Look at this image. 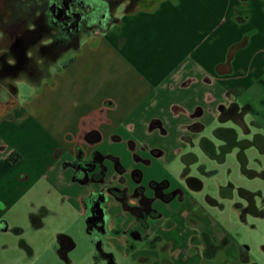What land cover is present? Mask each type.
I'll list each match as a JSON object with an SVG mask.
<instances>
[{
  "label": "crops",
  "instance_id": "1",
  "mask_svg": "<svg viewBox=\"0 0 264 264\" xmlns=\"http://www.w3.org/2000/svg\"><path fill=\"white\" fill-rule=\"evenodd\" d=\"M114 17L106 29L80 38L64 67L51 69L33 84L31 96L21 104L17 97L0 116V159L13 151L21 155L0 178V234L13 236L14 243L3 242L2 247L15 249L21 260L33 254V249L29 252L20 244L25 229L33 225L27 211L32 203L42 204L34 200L32 189L41 183L59 196L66 190L60 188L56 170L64 156L60 148L84 145L92 130L102 134L104 143L111 132L131 134L163 149V159L171 161L177 157L174 148L183 144L180 124L196 107L201 108L197 119L205 129L214 125L204 107L209 93L203 92V85L232 78L239 37H246L242 48L254 44L264 49V0H164L149 10H127L124 2L117 6ZM233 47L236 49L227 61ZM262 60L254 71L253 82L258 84L263 80ZM116 71L122 74L114 75ZM195 78H200V100L199 92L192 95L187 89ZM247 82L239 85L251 84ZM233 84L225 85L232 88ZM224 91V87L214 90L212 113L225 101ZM151 118L162 122L165 134L144 136ZM111 145L117 148L121 144L113 140ZM157 175H162L161 170ZM15 208L20 213L17 218L11 216ZM191 210L193 217L202 219L196 207ZM174 218L177 226L166 236L181 252L170 256L173 264H248L241 263L232 241L223 253L203 260L199 248L184 240L187 231L182 216L175 214ZM41 226L37 222L35 228ZM136 264L147 263L136 260Z\"/></svg>",
  "mask_w": 264,
  "mask_h": 264
},
{
  "label": "flooded vegetation",
  "instance_id": "2",
  "mask_svg": "<svg viewBox=\"0 0 264 264\" xmlns=\"http://www.w3.org/2000/svg\"><path fill=\"white\" fill-rule=\"evenodd\" d=\"M118 5H107L98 15L99 7L87 0H0V98L3 90L7 98L16 100L17 81L34 87L63 52L77 48L83 34L106 29L115 20ZM238 88H225V101L210 114L214 127L206 130L197 119L199 106L187 116L180 124L183 144L174 148L177 157L171 161L164 160L165 151L148 140L111 132L104 143L102 134L95 130L87 134L84 145L59 149L64 156L56 168L58 183L66 189L60 194V206L66 203L85 216L95 250L94 264H116L115 252L126 264H136V260L173 264L170 256L178 255L181 248L173 246L166 234L177 226L175 214L182 216L186 226L185 242L198 247L203 260L213 259L233 242L217 222V214L226 208L223 201L232 202L230 209L237 212L240 221L248 215L264 217L254 192L225 178L220 184L218 175L220 165H225L227 155L233 152L229 161L238 162L252 177L261 175L247 169L245 152L254 149L264 154V136L257 128L251 129L260 124L245 121V116L255 111L248 102L237 103L233 90ZM259 114L264 117V109ZM144 129L146 137L153 132L165 134L158 118L148 120ZM113 140H118L120 147L112 148ZM158 170L161 176H156ZM207 182L217 185L213 191H204ZM194 207L202 219L192 216ZM49 211L43 203H32L27 217L33 225L28 228L35 229L41 222L40 214ZM262 240L264 250V236ZM20 244L31 251L23 237ZM72 247L70 238L57 236L54 249L59 259L70 263L67 253ZM235 249L241 263L257 264L250 262L245 244H235ZM29 258L22 262L26 264Z\"/></svg>",
  "mask_w": 264,
  "mask_h": 264
},
{
  "label": "rangeland",
  "instance_id": "3",
  "mask_svg": "<svg viewBox=\"0 0 264 264\" xmlns=\"http://www.w3.org/2000/svg\"><path fill=\"white\" fill-rule=\"evenodd\" d=\"M124 7L125 6L120 7L118 10L119 13L124 9ZM136 8L137 7L134 9ZM84 37H86L85 34L81 36V40H83ZM245 38V36L241 35L238 40V45L240 43L243 44ZM258 49L260 48L255 47L254 44L248 46L247 48H242L241 46L237 47V51L235 52L236 62L231 75L232 78L227 79V82L222 80H214L209 82L210 85H203V92L207 91L209 93V98L206 100V103H204V107L206 111L208 108L209 110H213V105H215V99H212V97L215 96L214 90L216 88H228L225 84L234 82V84L231 85L233 89L240 86L238 89L233 90V95L237 103L243 104L248 102L255 111L254 113L249 112L245 116V121L249 125L251 121L258 123V125L260 124L261 126L257 127L252 125L251 129L255 130L257 128L264 136V117L262 114H259V112L263 111L264 109L262 104V101H264V84H258L255 81L253 82V77L255 75L254 71H256L258 66H262V58L264 59V49ZM72 53L73 49L66 50L56 60L55 64L51 65V67H64ZM121 74L122 73L119 71H116V74L114 75L120 76ZM261 78L263 79L262 82H264V72L261 75ZM195 79L196 80L193 82V84L187 89L188 91H193L192 95L196 94V92H199L198 98L200 100L201 89L200 85H197L200 83V78ZM246 81H248L247 83L251 81V84L249 83L248 85H239L243 82L246 83ZM16 87L18 89L17 99H19L16 100L19 101L20 104L23 103V100H25L27 97L31 96L35 90L34 87H31L24 80L17 81ZM1 93L0 116L2 112L8 111L14 104V101L11 100L10 97L7 98L3 90ZM211 112L212 111H209V115ZM21 141L22 138H20L18 142ZM256 151L257 150L254 149L246 150L245 155L247 158H249L247 169L261 173V175L252 177L251 172H244L238 162L233 163L229 161V158L234 157V152L227 155L225 165H220L218 175L222 180L220 184L223 183L225 178L229 179L237 186L245 187L246 189L254 192L256 206L258 209L264 211V205H262V199L264 200V154H259ZM194 168L196 169V166H194ZM36 184L37 186L32 189L34 192L32 197L35 201H37V203L45 204V206L50 211L40 214L42 216V226L39 229H25V233L22 237L25 239V241H28L33 249V254L26 264H94L93 255L95 250L92 242L90 241V235L86 230L85 216H83L78 209L76 210L71 205L65 203L63 206H60L61 198L59 195L54 194V192L52 193V190L46 188V186L42 188L41 183H39V185L38 183ZM215 186L217 185H215L214 182H207L204 191L211 192L214 190L213 188ZM2 190L3 185L0 186V191ZM22 202H24V199H22ZM223 203L225 204L226 208L223 210V212L217 214V222L224 228L228 235L232 237L235 244H245L248 247L247 251L250 254L251 260L253 259L257 264H264V250L262 248V239L264 236V217H254L252 215H248L244 222L240 221L237 212H233V210L230 209L232 202L230 200H226L223 201ZM17 208H15L11 213V216L13 214L16 218L20 214H17ZM19 209L21 210L22 208ZM61 234L70 238L73 243V247L67 253L70 263L59 259L54 249L56 238ZM13 241L14 239L12 235L4 236L0 234V264H25V262H22L23 260H21L22 257L16 255L15 249H12V247L3 249V242L11 245L14 243ZM115 257L116 258H114V260L116 264H126L119 253L115 252ZM220 262L221 261H219L218 264L224 263ZM210 264L213 263L211 262Z\"/></svg>",
  "mask_w": 264,
  "mask_h": 264
},
{
  "label": "trees",
  "instance_id": "4",
  "mask_svg": "<svg viewBox=\"0 0 264 264\" xmlns=\"http://www.w3.org/2000/svg\"><path fill=\"white\" fill-rule=\"evenodd\" d=\"M93 1L97 5L98 15H101L107 5L111 7H115L116 5L125 2L126 9L130 10L132 8L138 7L139 9L149 10L155 7L158 3L164 0H87ZM242 45L241 43L237 46ZM235 47L229 49L227 53V61H230L233 53L235 51ZM21 159V155L18 152H11L8 156L3 159H0V178L5 175L19 160Z\"/></svg>",
  "mask_w": 264,
  "mask_h": 264
}]
</instances>
